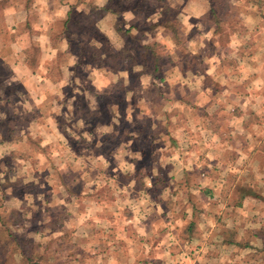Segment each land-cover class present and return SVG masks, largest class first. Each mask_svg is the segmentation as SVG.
Returning <instances> with one entry per match:
<instances>
[{
  "label": "rangeland",
  "instance_id": "374dc122",
  "mask_svg": "<svg viewBox=\"0 0 264 264\" xmlns=\"http://www.w3.org/2000/svg\"><path fill=\"white\" fill-rule=\"evenodd\" d=\"M212 2L217 20L197 18L210 0H112L111 10L134 16L118 21L124 37L110 43L76 15L62 31L71 53L92 67V56H118L114 71L31 47L39 74L64 91L30 98L14 81L15 109L0 100V215L21 213L50 264H203L219 238L201 230L237 220L226 205L242 176L233 150L264 137V0ZM0 36L7 54L8 30ZM6 73L0 65V83ZM191 222L202 226L188 232Z\"/></svg>",
  "mask_w": 264,
  "mask_h": 264
},
{
  "label": "crops",
  "instance_id": "0c3cea01",
  "mask_svg": "<svg viewBox=\"0 0 264 264\" xmlns=\"http://www.w3.org/2000/svg\"><path fill=\"white\" fill-rule=\"evenodd\" d=\"M111 3L112 0H0V9L3 13L0 29L3 27L8 30V43L10 45V51L7 54H3L1 52L2 48H0V65L6 67L8 73H10H6L7 76L4 74L6 80L0 83V100L7 107L16 104L14 101L15 91L9 90L10 82L12 84L14 81L21 85L18 87L19 93L30 98L33 96L32 93L41 91L42 88L43 90L45 88L50 89L49 91L53 96H58V93L63 92V85H60L57 81L53 83L50 79H47L50 74H39L38 62L35 67L31 65V47L36 46L37 51L40 52L43 58L57 59L59 56H64L68 60H76L77 64L82 62L81 64L88 65L84 63L87 57L83 51H77L76 55L71 53L75 41L65 36L62 31L69 29V25L73 23L76 15H79L85 19L87 18V25L88 23L93 24L96 30L103 34L107 40L109 39V43L113 34L124 37L122 32H118V21L123 20V23L125 21L133 23L132 17L134 15L132 13L129 16L127 12L117 14L114 10H111ZM207 11V9L201 11L197 18L204 16ZM199 24L200 21L197 20L194 25L198 26ZM35 30H39V33L35 34ZM76 44L80 45L82 41H77ZM121 45H119V48L122 47ZM88 67L93 68L90 65ZM64 69L63 65L59 67V76H65ZM41 80H44V82H41ZM49 82L53 86L47 85ZM44 83H46V86ZM12 109H15V106ZM206 123L207 121L201 122L203 125ZM201 129L200 125L199 130ZM241 130L246 131L244 124L241 125ZM229 132H232V130L230 129ZM239 133L241 134V132ZM263 139L264 137L259 138L260 141L256 142L253 147L246 143L239 149L234 147L235 150L233 151L237 152L234 155L238 159L234 157L235 161L231 167L235 168L237 160L245 164V167L243 164L237 163L238 166L242 165L239 167L242 176L234 184V187L238 185L237 198L234 202L227 200L229 202L226 205L229 206L227 209H238L237 212L240 215H235L237 220L233 217L228 223L219 222L220 225L223 224L220 229L201 230L200 236H203L206 239L205 241L210 237L219 238V240L217 239L218 243L213 242L218 249L210 248L208 250L209 247L205 248L207 257L206 262H203V264H264V165L256 159V155L262 150L260 146L262 143L264 144ZM3 141L0 133V142ZM221 147L226 152L227 147ZM229 149H233V146ZM227 162L223 161L225 165ZM247 162H249V165H247ZM252 162L254 165L251 164ZM250 188L253 190H250ZM224 224H226L225 227ZM195 225L198 228L202 226L199 223L191 222L186 230L191 232ZM195 235L193 233V236ZM230 235L235 237L231 242L225 238ZM229 251H233L237 255L236 258L230 257L228 255ZM212 254H214L213 257Z\"/></svg>",
  "mask_w": 264,
  "mask_h": 264
},
{
  "label": "trees",
  "instance_id": "16d2710c",
  "mask_svg": "<svg viewBox=\"0 0 264 264\" xmlns=\"http://www.w3.org/2000/svg\"><path fill=\"white\" fill-rule=\"evenodd\" d=\"M210 2L212 7L207 13L210 16L212 15L213 18L217 20L218 13L216 7L212 0H210ZM174 19L176 21L177 18ZM169 26L171 27V25ZM171 28L176 33V36V29H174V26ZM219 29L220 28L217 27L215 32H218ZM155 47L156 45H148L146 47L149 51H151L150 54L152 57H154V54L156 55ZM96 49L97 48H93L95 51ZM35 51H37V48ZM92 57L94 58L90 60L89 64L93 65V67H107L108 70L114 71V67L108 64L109 61H113L117 67L118 56L110 57L107 60H101L99 57L95 56ZM31 58V65L35 67L37 58L35 56ZM122 58L120 57V60ZM155 68L159 69L157 62ZM22 222L23 216L17 210H13L10 215H0V264H50L48 262L49 259L45 255V251H39L37 249L39 246L34 242L33 238L26 235L27 229L26 226L22 224ZM21 230L22 232H20ZM19 232L21 234H19ZM225 238L226 240L228 239L227 241L231 242L235 237L230 235L229 237L226 236Z\"/></svg>",
  "mask_w": 264,
  "mask_h": 264
}]
</instances>
